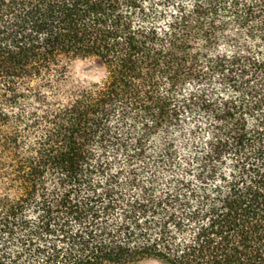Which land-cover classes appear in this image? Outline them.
I'll list each match as a JSON object with an SVG mask.
<instances>
[{
  "label": "trees",
  "instance_id": "16d2710c",
  "mask_svg": "<svg viewBox=\"0 0 264 264\" xmlns=\"http://www.w3.org/2000/svg\"><path fill=\"white\" fill-rule=\"evenodd\" d=\"M149 258L264 264V0H0V264Z\"/></svg>",
  "mask_w": 264,
  "mask_h": 264
},
{
  "label": "rangeland",
  "instance_id": "374dc122",
  "mask_svg": "<svg viewBox=\"0 0 264 264\" xmlns=\"http://www.w3.org/2000/svg\"><path fill=\"white\" fill-rule=\"evenodd\" d=\"M74 73L78 79H92L99 73V67L93 60H79L75 63ZM139 264H163L162 262L149 258L141 261Z\"/></svg>",
  "mask_w": 264,
  "mask_h": 264
}]
</instances>
